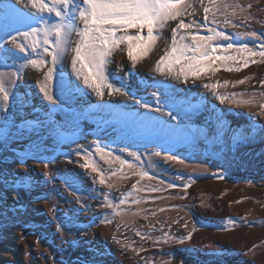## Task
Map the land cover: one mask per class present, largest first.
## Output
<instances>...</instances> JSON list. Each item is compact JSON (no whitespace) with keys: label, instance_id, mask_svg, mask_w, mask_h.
Masks as SVG:
<instances>
[{"label":"rangeland","instance_id":"rangeland-1","mask_svg":"<svg viewBox=\"0 0 264 264\" xmlns=\"http://www.w3.org/2000/svg\"><path fill=\"white\" fill-rule=\"evenodd\" d=\"M3 3L24 10L16 0H0ZM192 3L194 14L182 19L202 24L203 6L200 0ZM239 3L251 19L229 16L232 22L226 24L224 16L218 15L214 26L232 40L217 43L254 47L260 41L243 34L264 33V0ZM4 23L0 20V25ZM176 23L171 22V27ZM163 36L170 42L171 28L164 29ZM165 39L134 69L126 52L114 54L109 73L131 72L132 95L106 94L103 102L110 107H100L101 100L82 86L76 90L80 82L72 72L70 54L58 66L57 81L62 73L65 88L55 111H50L39 92L42 72L29 67L23 73L7 121L0 115V264H264V110L259 103L238 105L216 98V94H237V99L247 100L252 93H264V60L252 57L257 63L250 62L238 72L220 68L185 82L152 70L163 55ZM6 47L15 51L11 45ZM240 80L244 83H236ZM217 82L223 86L204 87ZM153 92L163 93L160 111L142 106L157 107ZM261 99L256 96L257 101ZM94 142L123 159L132 160L128 152L146 157L141 163L155 178L140 180L138 188L144 190L134 195L147 202L121 206L122 212L139 215L116 216L102 206L104 197L98 193H108L118 203L139 176L131 175L125 166L128 178L120 179L119 172L111 176V189L93 184L95 173L81 167L84 160L76 150L91 149ZM155 151L161 156H152ZM165 156L185 163L165 161ZM94 159L108 175L121 169L110 158L105 163L95 154ZM41 161H50L48 167ZM45 172L52 174L51 182L45 183ZM177 174L195 180H177ZM65 180L81 190L79 199ZM169 183L176 187L168 188ZM184 183L190 186L181 188ZM45 193L51 194L41 199ZM105 214L110 223H101ZM58 225H63L60 232ZM190 232V240L178 242ZM165 233L175 239L165 242Z\"/></svg>","mask_w":264,"mask_h":264},{"label":"snow or ice","instance_id":"snow-or-ice-1","mask_svg":"<svg viewBox=\"0 0 264 264\" xmlns=\"http://www.w3.org/2000/svg\"><path fill=\"white\" fill-rule=\"evenodd\" d=\"M16 3L23 4L24 10L12 3L0 5V20L5 21L3 25H0V65H2L0 67V115L4 116L5 121H7L6 113L11 107V101L16 99L15 90L18 82L29 67L42 72V79L38 82L39 92L51 106L50 111L60 107L65 83L62 73L57 81L58 66L69 54L72 72L76 80L80 82L75 85L76 90L80 91L82 86L83 89L93 93L101 100L100 107H110L103 102L106 94L108 96L132 95L128 83L132 78L131 72H126L124 76L109 73V65L113 62L114 54L117 51L126 52L127 59L134 69L139 62L150 55L159 40L165 39L163 30L166 28H171V40L168 42L165 39L166 47L163 55L159 57L152 69L160 75L186 82L189 79H199L205 73H215L220 68L224 71L238 72L241 68L248 67L250 62L257 63L255 59H251L252 57L258 56L264 60V33L258 35L252 31L243 34L260 41L254 47L246 43L239 45L232 42L224 45L217 43V41L232 40L229 34L214 26L218 24L216 19L218 15L224 16L226 24L232 22L228 19L229 16L236 18L238 15H243L245 21L251 19V16L246 15L248 9L242 6L239 0H233L231 3L226 0H207L206 6L205 0H200L204 12L202 24L196 21L185 22L182 19L186 15L194 14L195 7L192 0H16ZM8 21H13L20 26L15 27ZM173 21L177 23L171 27ZM236 26L233 24V27ZM240 35L242 34H237V36ZM73 36L76 37L75 40ZM6 45H11L15 51L13 52ZM232 51L239 55H232ZM229 61L233 63L229 64ZM217 62L220 63L217 64ZM153 83L157 82L153 81ZM236 83L242 84L244 80ZM261 83L264 86V81ZM221 86L223 85L219 82L204 85L210 90ZM57 91L60 95H57ZM162 94L153 92V96L157 99V107L150 108L147 104L142 106L149 108L150 111H160L159 98ZM257 95L262 98L260 101L256 100ZM236 96L237 94L231 96L216 94V98L221 103L228 101L248 106L259 103V107L264 110V93H252L251 98L247 100L237 99ZM136 102L141 103V101ZM95 154H99L105 163H108V158L118 162L121 169L113 170L110 175L106 174L98 167L94 159ZM76 155L84 160L81 167L95 173V177L92 178L93 184L98 182L111 189L113 185L108 183L111 176H117L119 172L120 179L128 178L129 174L123 172L125 166L132 170L131 175L139 176L137 183L132 185V191L122 194L118 203L114 202L108 193H98L104 197L102 206L112 209L114 215H139V212H122L121 206L126 203L140 205L147 202L134 195V192L144 190L138 188L140 180L155 178L141 163L146 157L142 158L135 152H128L127 155L132 157V160L123 159L95 142L91 149L78 148ZM151 155L161 156V152L155 151ZM164 159L178 164L185 163L184 160L175 156H165ZM41 162H44L47 168L50 161ZM148 167H151V164ZM44 176L45 183L51 182V173L45 172ZM176 179H187L191 182L195 180L192 176L183 177L180 174L176 175ZM64 183L77 194L79 199L81 190L74 185H69L67 180ZM189 186V183H184L180 187L186 189ZM167 187L172 188L176 185L169 183ZM159 190L147 189L151 192ZM54 192L55 190H51V193ZM51 193H45L40 198L46 200ZM88 198L95 199L96 196ZM81 206L87 207L83 204ZM153 215H155L154 212ZM110 222L107 214L101 218V223ZM94 223L93 219L89 227ZM228 223L235 222L230 220ZM62 228L63 225H58L57 231H62ZM192 231H196L195 226ZM136 234L144 239V235L140 232ZM191 236L190 232L187 236L178 238V242L190 240ZM170 239L175 238L165 233V242ZM155 242L159 243V241Z\"/></svg>","mask_w":264,"mask_h":264},{"label":"trees","instance_id":"trees-1","mask_svg":"<svg viewBox=\"0 0 264 264\" xmlns=\"http://www.w3.org/2000/svg\"><path fill=\"white\" fill-rule=\"evenodd\" d=\"M239 171H241V170H239ZM242 172V171H241ZM228 175H226L225 177H227Z\"/></svg>","mask_w":264,"mask_h":264},{"label":"bare ground","instance_id":"bare-ground-1","mask_svg":"<svg viewBox=\"0 0 264 264\" xmlns=\"http://www.w3.org/2000/svg\"><path fill=\"white\" fill-rule=\"evenodd\" d=\"M75 40V39H74ZM111 68V67H110Z\"/></svg>","mask_w":264,"mask_h":264}]
</instances>
